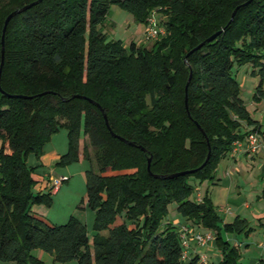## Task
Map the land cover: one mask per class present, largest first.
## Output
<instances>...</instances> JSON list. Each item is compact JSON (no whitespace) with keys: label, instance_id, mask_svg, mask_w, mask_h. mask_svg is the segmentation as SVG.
I'll list each match as a JSON object with an SVG mask.
<instances>
[{"label":"trees","instance_id":"trees-1","mask_svg":"<svg viewBox=\"0 0 264 264\" xmlns=\"http://www.w3.org/2000/svg\"><path fill=\"white\" fill-rule=\"evenodd\" d=\"M248 1L0 0V264H45L35 250L62 264H210L183 256L178 226L166 219L172 203L191 227L214 233L216 264H243L222 233L249 235L248 220L224 221L195 188L215 181L234 141L256 132L264 143L235 70L252 66L253 101L264 100V0ZM31 3L2 43L6 17ZM111 6L141 25L159 15L165 35L148 47L109 39L101 26ZM101 109L133 145L110 134ZM61 129L67 151L56 165L90 163L80 203L94 213L92 238L76 217L51 224L32 210L51 206L52 192L37 189L28 158L40 159Z\"/></svg>","mask_w":264,"mask_h":264},{"label":"crops","instance_id":"crops-1","mask_svg":"<svg viewBox=\"0 0 264 264\" xmlns=\"http://www.w3.org/2000/svg\"><path fill=\"white\" fill-rule=\"evenodd\" d=\"M144 30H145V25H142V27H138V30L136 31V35L138 37H141L142 39L138 44L147 46L149 42L146 41L145 39ZM135 40L136 39L131 40L130 42ZM122 42L124 46H127L130 43V42L124 43V41ZM258 109H259L258 111L264 113V100H262V102L258 104ZM250 114L253 118H255L251 112ZM258 121L262 122L261 120ZM66 151H67V134L59 138L53 135L50 141L45 144L43 148V154L40 157V159H36V157L33 155H30L28 158L29 166L37 167L34 175L35 179L39 181V183L37 184V189L51 187L52 180L57 179L58 177L66 179V181H63L61 183L58 190L52 193L53 203L55 200L57 201L58 199L68 195L67 191L66 192L64 191L65 188H63V185L64 183L66 185H69V182L71 180L69 179V176H73L68 174L70 172V168L68 166H66V168L65 167L59 168V166L56 165L59 161V158L63 154H65ZM223 161L225 162V165L221 169L223 179L220 180L222 181L216 182L215 179V181L213 182H208V186L205 191L207 195L210 197L213 205L218 209L219 214L221 215L224 221H228L227 218L233 214L241 217L242 216L241 212L251 214L252 217L258 216L259 219H261L260 216L264 215V207H255L257 209V212L253 213V208H251V204L247 201L246 196L242 192V188L245 182L241 181V175H243L244 177L250 176L251 174H253V171L255 170L254 176L258 180L257 189L255 191L258 193L261 187H264V145L260 146L256 150V152H250L242 149V151L238 154L229 153L228 156L225 159H223ZM82 170L84 169L81 165L79 167V171L77 174L80 175V173L83 172ZM57 171H59V174L56 173ZM82 174L84 176V173ZM259 182L261 183L260 185ZM196 187H198V185ZM203 196H204L203 192L201 190L200 191L197 190V193L195 194V200L200 201ZM79 208L81 209V212L79 213L80 216H76V218L83 223L85 222L87 229L88 228L92 229L94 223V213L85 204H81ZM32 210L35 212V214L38 215L40 209L33 207ZM59 217L60 219H57V217L51 219L55 221L49 223L58 224L57 222H59V220H61L60 222H63L68 218V215H66V212H63V214ZM172 220L174 221H170V222L174 225H177L178 227L180 225L187 224L185 220H183L179 216L178 213L175 216V218ZM187 225L191 227L189 223ZM191 228H194L196 230V227H191ZM230 239L231 238L226 239L229 244L232 245L234 243H237V245L241 244L238 241V236H233L231 241ZM245 245H246V249H244V251L249 255L246 264H264V248L258 247L260 246V242H257L254 245L257 251H259V255L252 250L250 246L252 245V243L250 244L247 243ZM187 252L188 255H200L201 257H204L206 261L210 264H216L220 260V252L218 251L215 245L214 239L208 242L204 246H198L194 242L190 241V245ZM34 255L39 257L45 263L43 256L48 254L43 252L39 256L37 252ZM49 258L51 259L50 264H57L53 262L52 257L50 255Z\"/></svg>","mask_w":264,"mask_h":264},{"label":"rangeland","instance_id":"rangeland-1","mask_svg":"<svg viewBox=\"0 0 264 264\" xmlns=\"http://www.w3.org/2000/svg\"><path fill=\"white\" fill-rule=\"evenodd\" d=\"M154 16L156 19H159V15L155 14ZM138 27H142V25L138 24L134 20V17L132 16L131 13L120 9L117 6H111L109 11V16L105 21V23L101 26V29L108 36L109 39L122 40L124 41V43H129L131 40L136 39L135 40L136 43H140L142 39L141 37H138L136 35V31L138 30ZM148 42L149 44L147 45V47L151 46L154 40ZM235 70L237 71V79L240 85V97L244 101L247 110L254 115L256 120H261L262 121L261 123H264V113L258 111L259 110L258 104L261 103L262 101L258 103H255L253 101V95L256 93V87L259 81V76L252 75L253 68L250 64H245L239 67H235ZM54 135L57 136V138H59L61 136L62 137L65 136L66 133L63 129H61L58 133H55ZM92 160L94 163L93 157ZM223 162L224 161L222 160L218 164L217 171L215 173L216 182L218 181L221 182L222 180L220 179H223L221 173V169L225 165V162L224 163ZM81 165L84 169L82 170L83 171L82 173H84L86 170L90 168V163L88 161L76 162V163H72L71 165H68V167L70 168V172L68 174L73 175V176H69V179H71L69 185H66L65 183L63 185V188H65L64 191L65 192L67 191L68 195L58 199L57 201L55 200L54 203L52 202L51 206L49 207H47L44 204L34 205L35 208L40 209L39 213L37 212L40 218L44 219L48 223L49 222L52 223V221L55 220H51V219L56 217L57 219H60L59 216H61L63 212H66L68 218L63 222H60L61 220H59V222H57L59 225L66 223L68 219L72 216L73 217L80 216L79 214L81 212V209L79 208L81 205L80 202L84 198L86 191L83 174L82 173H80V175L77 174L79 171V167ZM60 167L66 168V166H59V168ZM94 167L96 168L95 163H94ZM56 173L59 174V171H57ZM254 174H255V170L253 171V174H251L250 176L244 177L243 175H241V181L245 182L242 188V192L246 196L247 201L251 204V208H253V213L257 212V209L255 207H264V187H261L258 193L255 191L257 189L258 180L255 178ZM260 184L261 183L259 182V185ZM207 186H208V181H203L202 183H200V186L198 184V187L195 188V194L197 193V190L198 191L201 190L203 192V195H205ZM47 190L48 189L46 188L44 192H48ZM176 215H177V204L172 203L169 206V212L166 219L168 221H174L172 219H174ZM241 215H242L241 217L246 218L248 220L249 226L253 229L252 232H250L249 235H245V234L234 235V234H227L224 232L222 233V235L224 236L225 240L228 238L232 239L233 236H238V241L241 244L237 245V243L234 242L232 243H234L233 245L239 247L240 253L242 255L241 262H243V264H246L249 255L244 251V249H246L245 244L252 243V245L250 246L252 250L258 255H259V251H257L254 245L257 242H260V246L258 247L264 248V245H262V239H264V215L260 216L261 219H259L258 216L252 217L251 214L245 212H241ZM235 216L236 215L233 214L228 218L227 217L226 218L228 221H232ZM83 224H85V222ZM87 230L89 237L92 238V229L88 228ZM37 252L39 256L40 254L43 253L40 250H35L33 251V254H36ZM43 259L45 260L46 264L51 263V259L49 258V255H44ZM7 264H12V263H7ZM57 264H62V263H57ZM63 264H76V262L69 261Z\"/></svg>","mask_w":264,"mask_h":264},{"label":"built area","instance_id":"built-area-1","mask_svg":"<svg viewBox=\"0 0 264 264\" xmlns=\"http://www.w3.org/2000/svg\"><path fill=\"white\" fill-rule=\"evenodd\" d=\"M164 35L165 30L158 24L154 14L150 15L145 25V39L147 41H155ZM262 145H264V143L261 142L259 135L256 132H251L245 137V139L234 141L230 153L238 154L242 151V149L250 152H256V150ZM65 180V178L53 179L51 184V192H56L61 183ZM178 229L180 231L181 245L184 249V257H187V250L189 248L190 241L194 242L198 246H204L214 239V234L212 232L197 231L194 228L189 227L187 224L180 225ZM262 245H264V240H262ZM201 259L206 261L204 257H201Z\"/></svg>","mask_w":264,"mask_h":264},{"label":"water","instance_id":"water-1","mask_svg":"<svg viewBox=\"0 0 264 264\" xmlns=\"http://www.w3.org/2000/svg\"><path fill=\"white\" fill-rule=\"evenodd\" d=\"M250 1H251V0H249L247 3H249ZM35 3H36V2H35ZM35 3L28 4V5L24 6V7H22L21 9L15 10V11L11 12V13L6 17V19H5V21H4L3 30H2V43H3L4 33H5V30H6L7 24H8V22L10 21V19L13 18L15 15H17V14H19V13H21V12L27 10V9H29V8L32 7ZM247 3H245V5H246ZM236 10H237V9H236ZM236 10L232 13L231 20L234 18V15H235ZM217 35H218V34H214V35H212L211 37H209V38L206 40V42H210V41L214 40V39L216 38ZM203 44H204V43H201L199 46H197L196 48H194L192 51H195V50L199 49ZM2 64H3V60H2L1 66H2ZM0 71H1V70H0ZM190 77H191V75H189V78H188V80H187V84H186V86H185V101H184V102H185V108H186V111L188 110V109H187V96H186V94H187V88H188V83H189V81H190ZM78 97L84 98V99L88 100L89 102L94 103L92 100H90V99H88V98H85V97H82V96H78ZM96 105H97V104H96ZM97 106L99 107V105H97ZM99 108H100V107H99ZM101 112L103 113V110H102V109H101ZM187 112H188V111H187ZM103 118H104V121H105V124H106L108 130L110 131V127H109V125H108L107 116L105 115V113H103ZM110 134H111L114 138H117V139H119L120 141H122V142H124V143H126V144H128V145H133L132 142H129V141L125 140L124 138L117 136V135L114 134L112 131H110ZM141 149L144 151L143 148H141ZM209 156H210V152H208L204 164H205L206 161L209 159ZM150 160H151V157H150V158L148 159V161H147V171H148V173H150ZM204 164H203V165H204ZM203 165H202V166H203ZM202 166H201V167H202ZM191 172H194V170H192V171H184V172L176 173V174H173V175L168 176V178H173V177L180 176V175H186V174L191 173ZM156 177H157V176H156Z\"/></svg>","mask_w":264,"mask_h":264}]
</instances>
